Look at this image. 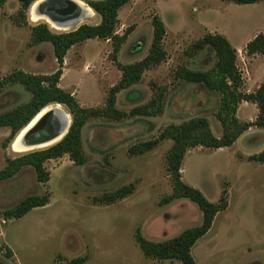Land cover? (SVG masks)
Listing matches in <instances>:
<instances>
[{
	"label": "rangeland",
	"instance_id": "374dc122",
	"mask_svg": "<svg viewBox=\"0 0 264 264\" xmlns=\"http://www.w3.org/2000/svg\"><path fill=\"white\" fill-rule=\"evenodd\" d=\"M20 9L18 0L0 4V81L16 72L50 76L62 69L60 88L83 108L104 109L110 89L122 78L117 64H134L149 54L155 16L166 28L162 45L167 59L116 95V109L124 113L123 118L88 119L82 130L84 165L64 155L45 162L50 174L45 183L37 180L31 166L0 180V264H71L78 259H84L83 264H182L147 258L136 240L139 231L149 241L163 242L202 224L203 214L190 200L162 203L173 193L166 159L173 142L163 140L142 154H132L130 149L155 140L170 125L198 117L208 120L215 137H222L219 94L175 74L180 68L211 70L217 62L215 52L210 47L191 50L205 35L220 34L242 50L236 60L244 81L241 90L254 93L264 82L259 79L264 74V56H249L245 45L264 35V1L239 5L231 0H131L118 13L115 34H127V40L116 58L111 40L91 39L74 45L62 68L50 43L32 42L31 30L45 23L54 33L69 31L32 20L30 10L25 23ZM93 13L74 30L99 24L100 17ZM31 97L23 85L10 83L0 90V115ZM153 101L157 104L149 109L152 115L133 114ZM236 116L244 123L255 122L257 105L242 102ZM10 134V127L0 128V171L8 159L54 146L19 153L15 139L8 140ZM263 150L264 127L252 126L230 147H195L186 153L183 182L214 204L222 198L227 201V208L191 249L196 264H264V165L251 161ZM130 184L134 191L128 197L100 203ZM32 195L47 196L49 203L20 219L4 218L7 210Z\"/></svg>",
	"mask_w": 264,
	"mask_h": 264
},
{
	"label": "trees",
	"instance_id": "16d2710c",
	"mask_svg": "<svg viewBox=\"0 0 264 264\" xmlns=\"http://www.w3.org/2000/svg\"><path fill=\"white\" fill-rule=\"evenodd\" d=\"M7 0H0L3 5ZM20 3L19 15L26 23V12L38 0H18ZM131 0H86V4L100 17L97 25H82L76 30L67 33H54L45 24H38L31 30L34 44L50 43L53 47L55 58L60 68L68 51L77 44L91 39L111 40L115 58L123 43L127 40V34L118 36L115 34L118 23V13L122 7ZM239 5L257 4L264 0H231ZM154 29L153 40L149 54L140 62L121 65L117 64L122 72L121 80L109 91L106 108H83L76 98L59 87L62 69L50 76L31 75L25 72H16L0 81V90L10 83L23 85L31 93V99L16 109L0 115V128L10 127L11 142L18 133L34 119L44 108L49 105L59 104L65 106L71 116L72 122L67 135L56 145L42 150L31 152L15 159H8L6 167L0 171V180H6L16 175L23 167L31 166L39 182L45 183L50 174L45 169V162L68 155L78 166L86 163V156L82 148V130L91 117H106L119 120L124 113L116 109V95L131 88L142 80L143 73L151 68L159 66L167 59L162 41L166 34V28L162 20L155 16L152 20ZM210 47L216 55L215 66L208 71H196L188 68H180L175 74L178 79H183L192 84H203L207 89L219 94L220 108L219 120L223 126V135L217 138L211 131L210 124L205 118H192L181 125L168 126L158 138L153 141L138 144L130 149L132 154H142L157 147L163 140L173 142L167 154V171L171 177L173 193L165 197L162 203H170L176 199H188L195 203L203 214L202 224L195 228L185 230L179 236L163 242H152L145 239L137 232L136 240L143 254L154 260H176L182 264H196L191 249L196 242L204 237L211 229L215 216L227 208L225 198L219 204L210 202L204 194L189 186L182 180V164L186 153L195 147L210 149H222L232 146L239 137L252 126L264 127V82L254 93L242 92L244 81L239 71L236 60L237 51L230 42L220 34H207L192 46V52H197ZM245 51L249 56H264V35L256 36L247 43ZM191 52V53H192ZM161 96L158 97V101ZM251 102L257 105L258 116L253 123L239 121L236 112L239 104ZM157 103L133 110V114L142 113L152 115L149 109ZM251 161L264 165V150L251 157ZM134 191V185L123 187L113 194L106 195L101 204H112L123 200ZM49 203L47 196H28L14 208L4 213L5 219H20L31 210L44 207ZM84 259H78L71 264H83Z\"/></svg>",
	"mask_w": 264,
	"mask_h": 264
},
{
	"label": "bare ground",
	"instance_id": "6f19581e",
	"mask_svg": "<svg viewBox=\"0 0 264 264\" xmlns=\"http://www.w3.org/2000/svg\"><path fill=\"white\" fill-rule=\"evenodd\" d=\"M45 1L49 0H38L36 1L32 7L30 8V15L36 20H45L50 26L62 30V31H73L78 25L84 23L87 19L94 15L92 9L84 4L79 0H55L53 3L56 4L57 7H62L67 9L68 13H73L69 19L67 18L64 23L65 26H58L56 25L53 20L45 13H38L37 8L44 3ZM67 7V8H66ZM49 116L48 121H55L59 124V129H62V132L56 139L49 141L44 144L32 146V147H23L20 145V140L24 134H26L31 128H33L44 116ZM71 124V116L69 113L63 108L61 105H49L44 108L36 117L32 120L30 124H28L22 133L17 137L16 146L20 151H33L41 148H45L56 143H59L67 134L69 127Z\"/></svg>",
	"mask_w": 264,
	"mask_h": 264
},
{
	"label": "water",
	"instance_id": "95a60500",
	"mask_svg": "<svg viewBox=\"0 0 264 264\" xmlns=\"http://www.w3.org/2000/svg\"><path fill=\"white\" fill-rule=\"evenodd\" d=\"M54 1L55 0L45 1L37 8V12L40 14L42 13L47 14L56 25L65 26L66 24L64 23V21L67 18L69 19V17H71L73 13H68L69 11L65 9V7L64 8L57 7L56 4L53 3ZM48 120H49V116L47 115L44 116L33 128H31L26 134H24V136H22L20 140V145L23 147H32L56 139V137H58L62 132L63 128L59 129V124H57L55 121H48ZM25 128L26 127H24L18 133V135L15 137V140Z\"/></svg>",
	"mask_w": 264,
	"mask_h": 264
},
{
	"label": "crops",
	"instance_id": "0c3cea01",
	"mask_svg": "<svg viewBox=\"0 0 264 264\" xmlns=\"http://www.w3.org/2000/svg\"><path fill=\"white\" fill-rule=\"evenodd\" d=\"M256 37V36H255ZM249 43V42H248ZM247 45V44H246ZM246 45H245V47H246ZM244 50V49H243ZM236 51H237V53H239L240 51H242V50H237L236 49ZM258 57H261V56H259V55H257V58ZM257 58H254V60H256ZM262 59H264V58H262ZM259 79H260V82H263L264 81V74H261V76L259 77ZM261 84V83H260ZM251 89H253V88H251ZM250 91H253V90H250ZM17 140V139H16ZM16 140H15V142L13 143V145H14V149H15V151L16 152H29V151H20V150H18V149H16L17 148V146H16ZM55 145V144H54ZM15 146H16V148H15Z\"/></svg>",
	"mask_w": 264,
	"mask_h": 264
},
{
	"label": "flooded vegetation",
	"instance_id": "af4514ba",
	"mask_svg": "<svg viewBox=\"0 0 264 264\" xmlns=\"http://www.w3.org/2000/svg\"><path fill=\"white\" fill-rule=\"evenodd\" d=\"M31 16V15H30ZM31 18H32V20H34V21H37L36 19H34L32 16H31ZM52 27V26H51ZM54 28V27H53ZM55 30H58V29H56V28H54ZM58 31H62V30H58ZM62 32H65V31H62ZM15 148H16V146H15ZM16 149H18V148H16Z\"/></svg>",
	"mask_w": 264,
	"mask_h": 264
}]
</instances>
